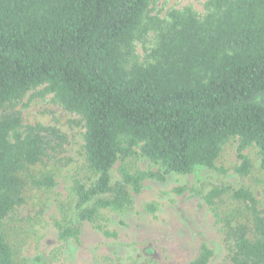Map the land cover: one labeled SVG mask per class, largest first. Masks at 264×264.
Segmentation results:
<instances>
[{
    "label": "trees",
    "instance_id": "trees-1",
    "mask_svg": "<svg viewBox=\"0 0 264 264\" xmlns=\"http://www.w3.org/2000/svg\"><path fill=\"white\" fill-rule=\"evenodd\" d=\"M160 1L0 0V223L57 187L55 169L72 161V133L30 117L40 100L83 129L61 239L80 242L84 222L116 237L103 211L129 208L148 180L202 167L243 182L203 195L231 263L264 264V0ZM215 255L202 241L188 264ZM0 264H19L1 226Z\"/></svg>",
    "mask_w": 264,
    "mask_h": 264
},
{
    "label": "rangeland",
    "instance_id": "rangeland-1",
    "mask_svg": "<svg viewBox=\"0 0 264 264\" xmlns=\"http://www.w3.org/2000/svg\"><path fill=\"white\" fill-rule=\"evenodd\" d=\"M192 1L169 0L167 6ZM45 108L50 114L43 115ZM29 115L44 123L57 119L62 128L72 133L74 143L72 161L55 169L57 187L33 192L28 206L0 223L19 264H188L197 256L202 241L216 251L210 264H232L222 225L208 210L203 195L212 184L226 182L239 187L243 182L234 174L219 175L202 167L188 175L171 174L164 182L148 180L142 192L134 195L129 208L103 211L99 224L117 232L116 237L106 236L95 224L84 222L80 242L61 239L59 226H67L75 219L71 180L84 170L83 129L69 123L71 117L50 102H34ZM249 153L256 158L255 150ZM225 157L233 162L232 148ZM138 166L147 169L151 164L143 159ZM114 175L118 176L117 172ZM178 186H195L203 192L179 195L174 191ZM148 203L157 206L156 214L146 209Z\"/></svg>",
    "mask_w": 264,
    "mask_h": 264
}]
</instances>
